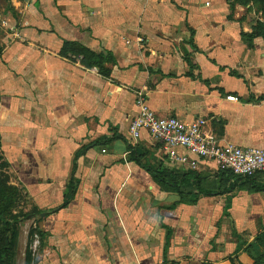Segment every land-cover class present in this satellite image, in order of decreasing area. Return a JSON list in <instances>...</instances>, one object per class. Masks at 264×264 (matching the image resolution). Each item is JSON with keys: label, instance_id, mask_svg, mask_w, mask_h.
<instances>
[{"label": "crops", "instance_id": "obj_1", "mask_svg": "<svg viewBox=\"0 0 264 264\" xmlns=\"http://www.w3.org/2000/svg\"><path fill=\"white\" fill-rule=\"evenodd\" d=\"M245 2L0 0V151L39 211L35 264H233L264 231V171L232 188L215 162L130 130L141 91L159 117L264 148V16ZM65 41L112 53L110 76ZM193 172L231 191L170 184Z\"/></svg>", "mask_w": 264, "mask_h": 264}, {"label": "built area", "instance_id": "obj_2", "mask_svg": "<svg viewBox=\"0 0 264 264\" xmlns=\"http://www.w3.org/2000/svg\"><path fill=\"white\" fill-rule=\"evenodd\" d=\"M136 104L139 111L130 122L134 138L147 129L167 148L183 147L186 155L177 154L174 157L183 163H190L194 168L198 166V158L215 162L221 171H230L243 177H254L264 171V148L223 144L213 132L206 129L207 120L204 118L185 122L174 116L159 117L148 106L146 95L141 91L137 92Z\"/></svg>", "mask_w": 264, "mask_h": 264}, {"label": "rangeland", "instance_id": "obj_3", "mask_svg": "<svg viewBox=\"0 0 264 264\" xmlns=\"http://www.w3.org/2000/svg\"><path fill=\"white\" fill-rule=\"evenodd\" d=\"M256 27L258 28V26ZM3 163V160L0 159V246L5 241L9 223L14 220H20V222L17 223L19 233L17 245L12 253L8 257H6V264H35L33 249L35 245V234L37 233V229L35 228L34 221H37L38 217L32 218L31 215L33 213H39V211L37 209L33 210L30 207V205L32 204V199L27 198L25 192H23V190L16 183L11 181L9 170ZM4 185L10 186L11 190H3V192L5 193L3 195V193H1V186ZM6 191L8 192V194ZM219 233H225V230L220 228ZM218 238L220 240L223 239L221 236H216L213 241L217 240ZM222 243L225 244H222V251L224 253H227V240H225L224 242L222 241ZM237 251L230 253V255L237 253ZM240 252L241 251H238V253ZM256 256H264L263 241L259 242L254 240L253 243L248 245L246 249H244V251L241 253L240 257L242 258L236 255L235 257H232V259L237 258L235 264H254L253 257Z\"/></svg>", "mask_w": 264, "mask_h": 264}, {"label": "trees", "instance_id": "obj_4", "mask_svg": "<svg viewBox=\"0 0 264 264\" xmlns=\"http://www.w3.org/2000/svg\"><path fill=\"white\" fill-rule=\"evenodd\" d=\"M250 1L254 2V4L257 7L258 11H261L263 16H264V0H246L245 3H249ZM259 34L264 35V29L262 28V26H259L258 28ZM257 30V31H258ZM64 47L68 49V51H72L74 54H77L79 57L83 58V64L88 67H94L97 66L100 68L101 73L104 76H110L111 74V69L110 67H107L106 64H112L114 65L116 63V59L114 58L112 53H97L92 51L91 49L77 43V42H69V41H65L64 43ZM117 138H120V135H116ZM115 138V137H114ZM1 149V146H0ZM83 151V150H82ZM80 154V153H79ZM78 156V154H77ZM0 159L3 160V164L5 165V167H9V164L4 160L3 156L1 155V151H0ZM138 163L144 167V165L141 163L140 160H138ZM223 173H229L231 175H233L234 177V183L232 188H236L237 186H240L244 183H250V184H254L255 182L253 180V177H243V176H239V175H235L234 173L230 172V171H223ZM197 181L196 187H197V193L201 194V195H205V196H217V195H222L225 194L227 192H230L231 189H219V190H213V189H208V188H204L201 186L200 183V177L198 176V174H196L195 172L193 173H189V175H187V177H184L180 182L178 183H173L170 182V184L175 187V189L177 190V192H179L180 194L182 193L181 191V186L182 184L185 183H189L192 180ZM3 190H11L10 186H1V193H3V195L5 194L3 192ZM255 191H264V186H261L259 184L255 185ZM7 192V191H6ZM8 194V192H7ZM230 200L227 203V206H229ZM33 214H39L37 213H33ZM225 214L228 215V213L225 211ZM20 220H14L11 223H9L8 228H7V235L5 238L4 243L0 246V264H6V257H8L12 251L14 250V248L17 245V240H18V224ZM256 241L262 242L264 244V231L259 233L256 237H255ZM254 258V264H264V256H259V257H253ZM207 264H212V263H207ZM233 264H235L233 262Z\"/></svg>", "mask_w": 264, "mask_h": 264}, {"label": "water", "instance_id": "obj_5", "mask_svg": "<svg viewBox=\"0 0 264 264\" xmlns=\"http://www.w3.org/2000/svg\"><path fill=\"white\" fill-rule=\"evenodd\" d=\"M42 215H44V213Z\"/></svg>", "mask_w": 264, "mask_h": 264}]
</instances>
